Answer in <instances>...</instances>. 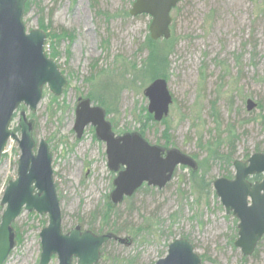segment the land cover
Listing matches in <instances>:
<instances>
[{
    "label": "rangeland",
    "instance_id": "374dc122",
    "mask_svg": "<svg viewBox=\"0 0 264 264\" xmlns=\"http://www.w3.org/2000/svg\"><path fill=\"white\" fill-rule=\"evenodd\" d=\"M28 1L27 32L41 30L43 23L73 37H48L46 43V52L57 48L55 61L68 80L63 94L55 97L44 89L36 113L23 105L10 126L21 139L19 117L25 113L33 125L34 154L42 141L49 147L62 231L78 226L127 241L104 246L98 264H156L179 239L194 246L203 264H264V238L243 260L234 245L239 220L226 213L214 190L217 179H234L235 161L247 163L264 153V0H182L172 12L167 82L174 102L166 139V125L147 122L144 91L151 82L141 68L152 19L130 16L135 0ZM156 62H162L160 56ZM90 96L92 106L108 113L116 136L138 133L151 145L192 158L197 170L178 167L163 190L144 188L113 205L116 174L108 169L106 145L92 126L81 139L74 132L77 106ZM249 99L257 104L251 112ZM232 131L234 148L229 147ZM219 153L232 156L231 161L221 160ZM20 156L18 142L10 139L0 162V223ZM48 225V215L23 210L12 225L15 246L4 264H40V233ZM50 264H58L57 257Z\"/></svg>",
    "mask_w": 264,
    "mask_h": 264
},
{
    "label": "water",
    "instance_id": "95a60500",
    "mask_svg": "<svg viewBox=\"0 0 264 264\" xmlns=\"http://www.w3.org/2000/svg\"><path fill=\"white\" fill-rule=\"evenodd\" d=\"M28 0H0V162L7 142H18L21 157L18 178L6 188L2 206H6L0 223V264H4L15 246L13 223L22 211L48 215L49 225L40 233L42 253L40 264H98L101 249L112 235L98 236L76 227L68 234L62 232V213L54 182L52 155L48 145L36 142L33 125L26 114L19 117L21 139L10 126L20 106L36 113L43 99L44 88L60 97L68 80L56 61L46 53L47 34L41 30L27 32L23 18ZM181 0H135L130 16H149L150 38L153 42L169 40L173 10ZM149 101L148 113L162 123L170 114L174 102L166 79L158 78L144 91ZM247 110L257 104L249 99ZM88 126L95 128L97 138L106 145L108 169L116 174L110 197L115 206L133 197L143 186L164 189L173 179L178 167L197 170L196 162L178 150L166 151L151 145L138 133L116 136L106 112L92 106L90 99H81L76 109L74 132L81 139ZM235 177L217 179L214 190L227 214L239 220L235 247L244 257H251L264 237V153L252 155L247 163L235 161ZM263 176L260 183H251L254 176ZM119 243L127 241L119 239ZM156 264H202L194 246L185 239L170 244L168 254Z\"/></svg>",
    "mask_w": 264,
    "mask_h": 264
},
{
    "label": "trees",
    "instance_id": "16d2710c",
    "mask_svg": "<svg viewBox=\"0 0 264 264\" xmlns=\"http://www.w3.org/2000/svg\"><path fill=\"white\" fill-rule=\"evenodd\" d=\"M181 2H182V0H181ZM180 3H179V5H180ZM178 6H177V8L174 11L178 10ZM30 8H31V1L30 2L28 1L27 4H26L25 15L30 11ZM138 17H140V16H138ZM39 27L41 28L42 31L46 32V34H47L48 29H51V33L47 34V37L54 38L57 41H60L62 39H66V40H72L73 39L72 34L67 32V31H65V30H63V29H61L60 31H57V30H54L51 27V25L50 26L49 25L45 26L43 23ZM171 39H172V37H171ZM171 39H169V40H159L157 42H153L151 40L150 36L147 38L146 47H147V50H148V58H147L146 62L144 63V65L142 66L141 69H142V75H144L145 77H148L150 82H152V81H154V80H156L158 78H163V79H166V80L169 79L168 71H167L168 70V65H169L168 64V57H169L168 45L171 43V41H172ZM166 46H167V49H166ZM47 54H48L49 58H51L53 60H57V58L59 56L57 48H55V47H53L52 50H50L49 52L47 51ZM159 56H160V58L162 60L161 63L160 62H156V60H157V58H159ZM156 63H157V65H156ZM89 99L94 101V99L91 96L89 97ZM107 115H108V113H107ZM15 118H16V115H15ZM151 121H154L153 117L147 111V122H151ZM162 124L166 125V129H165V131L163 132V135H162V137L164 139H166V138H168V132H169V129L167 128V119H165L162 122ZM145 126L146 125L144 124L143 127H145ZM232 133L233 134L229 136V145H230L229 147L234 148L235 144H236V140H237V135L233 131H232ZM165 147L167 149L168 142H166ZM218 158H220L221 160L227 159V161L230 162L232 156L228 155V158H227L226 156H224V155L219 153L218 154ZM192 174H195V173L192 172ZM260 179H261L260 176H254L253 178L249 179V181L251 183H255V182L259 181ZM144 188L146 190H150V189H152V190L155 189L156 190V188H151V187L144 186L137 193H139ZM158 190H160V189H158ZM129 199H131V198H129ZM129 199H126V200H129ZM115 232L118 233V230L116 229V227H115ZM106 245H104V246H106ZM246 258H248V257H245L243 260H246Z\"/></svg>",
    "mask_w": 264,
    "mask_h": 264
},
{
    "label": "flooded vegetation",
    "instance_id": "af4514ba",
    "mask_svg": "<svg viewBox=\"0 0 264 264\" xmlns=\"http://www.w3.org/2000/svg\"><path fill=\"white\" fill-rule=\"evenodd\" d=\"M124 201H125V200H124ZM124 201H123V202H124ZM77 227H78V226H77ZM80 228H81V227H80ZM74 229H75V228H74ZM81 229H82V228H81ZM72 230H73V229H72ZM70 231H71V230H70ZM82 231L85 232L84 230H82ZM62 232H63V231H62ZM63 233H64V232H63ZM68 233H69V232H68ZM68 233H66V234H68ZM64 234H65V233H64ZM93 234H94V233H93ZM98 236H102V235H98ZM117 240H118V237L112 235V239H111L109 242H113V241L118 242ZM109 242H108V243H109ZM106 244H107V243H106ZM106 244H105V245H106ZM73 260H76V259H73ZM72 264H73V263H72Z\"/></svg>",
    "mask_w": 264,
    "mask_h": 264
},
{
    "label": "bare ground",
    "instance_id": "6f19581e",
    "mask_svg": "<svg viewBox=\"0 0 264 264\" xmlns=\"http://www.w3.org/2000/svg\"><path fill=\"white\" fill-rule=\"evenodd\" d=\"M11 139V138H10ZM21 157V156H20Z\"/></svg>",
    "mask_w": 264,
    "mask_h": 264
}]
</instances>
